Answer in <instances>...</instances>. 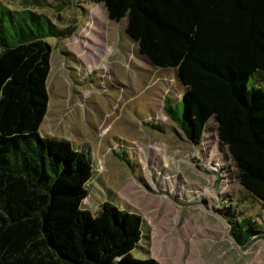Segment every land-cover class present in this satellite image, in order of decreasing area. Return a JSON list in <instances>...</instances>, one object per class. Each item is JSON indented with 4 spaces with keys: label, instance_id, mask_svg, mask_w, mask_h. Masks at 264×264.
<instances>
[{
    "label": "trees",
    "instance_id": "obj_1",
    "mask_svg": "<svg viewBox=\"0 0 264 264\" xmlns=\"http://www.w3.org/2000/svg\"><path fill=\"white\" fill-rule=\"evenodd\" d=\"M38 2V0H36ZM108 18L155 67L174 68L184 86L166 114L194 145L208 121L227 148L236 179L264 206V0H99ZM23 2L0 0V264H162L135 258L143 216L100 203L81 206L94 173L90 157L65 137L41 136L48 109L52 45L59 25ZM255 84H250V77ZM181 104V112L177 105ZM243 246L264 236L251 218L231 219Z\"/></svg>",
    "mask_w": 264,
    "mask_h": 264
},
{
    "label": "rangeland",
    "instance_id": "obj_2",
    "mask_svg": "<svg viewBox=\"0 0 264 264\" xmlns=\"http://www.w3.org/2000/svg\"><path fill=\"white\" fill-rule=\"evenodd\" d=\"M1 1L11 8L33 3L57 24L76 27L69 38H47L49 102L39 134L65 137L90 157L94 173L81 206L94 213L109 201L142 215L144 232L130 250L135 258L264 264V236L240 246L229 231L232 218L248 216L264 228L263 204L236 179L215 123L208 121L194 145L168 117L166 97L175 103L184 90L179 74L140 56L126 17L109 19L99 0Z\"/></svg>",
    "mask_w": 264,
    "mask_h": 264
},
{
    "label": "crops",
    "instance_id": "obj_3",
    "mask_svg": "<svg viewBox=\"0 0 264 264\" xmlns=\"http://www.w3.org/2000/svg\"><path fill=\"white\" fill-rule=\"evenodd\" d=\"M47 82H48V80H47ZM47 87H48V86H47ZM48 102H49V100H48ZM46 114H47V113H46ZM42 122H43V121H42ZM256 239H257V238H256ZM256 239H255V240H256Z\"/></svg>",
    "mask_w": 264,
    "mask_h": 264
}]
</instances>
